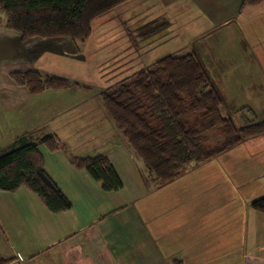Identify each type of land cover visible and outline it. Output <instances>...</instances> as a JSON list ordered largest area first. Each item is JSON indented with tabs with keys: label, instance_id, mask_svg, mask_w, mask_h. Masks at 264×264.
<instances>
[{
	"label": "crops",
	"instance_id": "1",
	"mask_svg": "<svg viewBox=\"0 0 264 264\" xmlns=\"http://www.w3.org/2000/svg\"><path fill=\"white\" fill-rule=\"evenodd\" d=\"M243 1L129 0L94 20L87 40L63 38L24 43L16 30L0 21V65L7 62L21 69L33 67L44 74L77 81L66 70L41 61L50 63L49 60L52 62L57 57L61 65V60L67 57H82V45L102 31L124 32L126 48L131 50L135 29L155 18L167 19L170 27L156 36L151 46L147 40L138 38L141 52L134 54L133 66L142 68L152 64L159 59L152 61L150 57L154 48L166 41L180 42V36L213 44L223 40L227 45L238 39L245 46L251 45L254 40L249 37L256 42L262 39L259 23L264 1L256 5H243ZM111 21L115 24L105 25ZM211 32L220 34L219 39L213 40ZM192 52L198 54L210 75L201 55L196 50ZM9 73L0 72V150L9 148L24 133L32 137L49 132L58 134L64 149L51 151L44 144L39 149L45 157L47 172L73 206L55 213L25 186L14 192L0 190V246L5 245L4 249L0 248V254L13 258L8 264H245V261L264 264V212L251 206L252 198L238 200L243 188L238 179L240 172H231L232 175L199 172L204 174L197 176L201 177L197 183L178 184L189 172L168 183L157 184L149 172H120L116 151L105 155L123 180L118 191H106L84 169L50 172L49 158L58 169L78 156L72 153L67 141V136H75L77 112L91 109L101 114L98 118L101 120L109 116L97 101L89 108L87 88L73 86L30 94L24 86L15 84ZM247 108L251 107L242 109L248 111ZM67 128L73 133H63ZM259 137L264 135L244 143H258L251 152L264 155ZM119 150L121 153L130 148ZM54 174L68 181L67 187ZM229 176L233 178L228 186Z\"/></svg>",
	"mask_w": 264,
	"mask_h": 264
},
{
	"label": "trees",
	"instance_id": "2",
	"mask_svg": "<svg viewBox=\"0 0 264 264\" xmlns=\"http://www.w3.org/2000/svg\"><path fill=\"white\" fill-rule=\"evenodd\" d=\"M127 1L0 0V10L6 16L5 26L16 30L24 43L63 38L87 40L94 20ZM263 1L244 0L243 5ZM169 27L167 19L155 18L137 27L136 37L151 46L153 39ZM137 43L132 46L138 47ZM127 63L118 58L102 65L104 76L124 77L98 91L107 115L143 160L155 183L175 180L192 162L204 163L264 135V120L248 116L244 109L242 126L223 113V99L197 53L167 54L135 71H129ZM9 76L30 94L73 86L93 90L89 84L44 74L33 67L14 70ZM42 144L51 151L65 148L58 134L49 132L37 137L24 133L9 148L0 150V190L14 192L25 186L52 212L67 211L73 204L47 172L39 149ZM71 161L100 181L106 191L123 187V180L107 155L73 156ZM251 206L264 212V195L253 199ZM12 260L0 254V264Z\"/></svg>",
	"mask_w": 264,
	"mask_h": 264
},
{
	"label": "rangeland",
	"instance_id": "3",
	"mask_svg": "<svg viewBox=\"0 0 264 264\" xmlns=\"http://www.w3.org/2000/svg\"><path fill=\"white\" fill-rule=\"evenodd\" d=\"M1 11V10H0ZM0 21L6 24V16L1 11ZM179 26H181L180 19L178 20ZM259 30L262 39L256 42V39L249 37L252 41L245 46V43L240 42L238 39L233 41V44H225L223 40H219L220 44H213L207 40H188V37L180 36L179 41H166L154 48V52L150 55L152 61L160 58L166 54L183 55L188 52L197 51L203 61L205 62L214 86L222 96L223 104L222 111L224 114L232 116L237 126L244 124V117L242 108L250 106L253 108V112L244 110V112L250 117H256L258 120L264 119V14L260 16ZM115 24L114 21L107 22L105 25ZM213 35L219 39L220 34ZM125 33L111 30L109 32L102 31L100 34H94L88 41L82 45L83 54L75 58L67 57L60 58L61 65H58V58L53 57L54 61L50 63L45 59L41 61L50 65L51 67L57 66L58 69H64L67 73L74 78V80L81 81L83 84L91 85L93 89L88 95L87 99L91 101L87 102V105L92 107L96 101L99 106H104L101 101L99 91L101 88L108 87L119 79L122 75L116 77H107L102 74L101 66L107 63H111L114 60L121 58L123 61L128 62L127 66H130L129 71H135L140 67L134 65V54L137 55L141 52L137 46L128 49L125 43ZM133 34V33H132ZM215 34V35H214ZM134 35V34H133ZM255 37V36H254ZM110 38V39H109ZM133 42H138V38L134 35ZM248 39V40H249ZM249 40V42H250ZM157 42L155 45H157ZM224 45H223V44ZM138 44V43H137ZM132 45V44H131ZM227 45V46H225ZM251 47H250V46ZM139 46V44H138ZM151 50V49H150ZM133 52V53H132ZM235 56V57H233ZM133 60V61H132ZM7 63V62H6ZM0 65V72L3 74L12 72L14 70H20L22 67L14 66V64ZM65 64V66H64ZM61 67V68H60ZM138 67V68H137ZM20 68V69H19ZM92 102V103H91ZM83 105H86L84 103ZM98 106V107H99ZM85 107V106H83ZM88 111V112H87ZM99 111V109H97ZM87 112V113H85ZM94 110L85 109L81 112H77V130L75 136H67L68 145L71 147L73 154L78 156L84 155H97L102 153L115 152L118 156L117 166L120 172H148L143 160L135 155L131 147H129L128 141L123 136V133L118 129L116 124L111 118L98 119L101 115L99 112L94 113ZM83 119H86L84 121ZM72 126V124H69ZM82 126V127H81ZM74 129V128H73ZM72 129L67 128L63 133H73ZM64 135V134H63ZM94 135L95 137H91ZM261 138V137H259ZM260 144L264 146V137L259 139ZM258 145V143L246 144L236 146L224 154H221L213 159L204 163L198 164L192 162L185 173L189 175L183 178L178 184H193L197 183L198 179L204 173L199 172H240L238 178L240 184L243 185L238 198L240 201H245L249 198L255 199L264 195V155L259 153H253L252 147ZM43 148L44 145L42 146ZM120 148H130V150H124L120 153ZM116 156L114 158H116ZM259 165V166H258ZM50 172H79L82 169L76 168L72 163L65 162L64 166H56L50 158L48 162ZM260 167V169H259ZM85 170V169H84ZM196 172V173H195ZM59 181H62L63 185L67 187L68 181H63L60 174H54ZM233 177L229 176L228 186L231 185ZM197 180V181H196ZM196 181V182H195ZM1 232V231H0ZM1 236V234H0ZM4 241V238L3 240ZM9 247L7 241L4 242ZM1 249L5 248V245L0 246ZM12 253V251L10 252ZM245 264L246 263L245 261Z\"/></svg>",
	"mask_w": 264,
	"mask_h": 264
}]
</instances>
